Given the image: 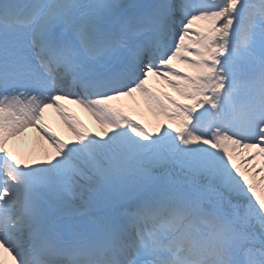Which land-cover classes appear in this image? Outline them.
<instances>
[{
	"label": "snow or ice",
	"instance_id": "obj_1",
	"mask_svg": "<svg viewBox=\"0 0 264 264\" xmlns=\"http://www.w3.org/2000/svg\"><path fill=\"white\" fill-rule=\"evenodd\" d=\"M135 94L151 133L110 103ZM29 129L43 159L8 147ZM249 171L264 183V0H0V264H264Z\"/></svg>",
	"mask_w": 264,
	"mask_h": 264
},
{
	"label": "bare ground",
	"instance_id": "obj_2",
	"mask_svg": "<svg viewBox=\"0 0 264 264\" xmlns=\"http://www.w3.org/2000/svg\"><path fill=\"white\" fill-rule=\"evenodd\" d=\"M178 62L179 61H175L174 63H176L177 66H180L178 65ZM180 68H184V65H181ZM185 71L191 70L185 69ZM149 79L157 89L163 90L166 93L173 91L157 77L152 76ZM61 103L64 104V106L69 110V115L75 116L85 125L89 134H95L102 131V128L98 126V123L96 122L94 117L84 107L80 106L79 104L67 101H62ZM45 122L52 128L53 131L57 132L58 135L61 136L63 139L68 141L75 140V137H73L67 125L55 112L54 109L45 110ZM8 147L21 156L31 155L41 159L44 158L46 152L52 151L50 148H48V145L44 142L41 136L32 129H29L23 136L10 140L8 143ZM237 163H240L239 159L237 160ZM255 163L257 165L258 170V166L261 163V158L258 157ZM246 167L251 168V165H248ZM242 170H244L243 166ZM246 175L248 176V179L256 185L257 192L263 195L264 197V183L261 182L262 176L253 175L250 171L246 172ZM3 260L5 264H12V258L7 253H3Z\"/></svg>",
	"mask_w": 264,
	"mask_h": 264
},
{
	"label": "rangeland",
	"instance_id": "obj_3",
	"mask_svg": "<svg viewBox=\"0 0 264 264\" xmlns=\"http://www.w3.org/2000/svg\"><path fill=\"white\" fill-rule=\"evenodd\" d=\"M169 95L173 96L174 98H176L177 100H181L182 103H184L185 101H183L181 99L180 96H178L176 93H174L173 91H170L168 93ZM121 101H125L123 104L129 109L130 112L133 111V107L136 108L137 104L138 106L140 104L144 105L143 108H138L139 109V113L136 115L135 114V119H138L141 121V123L145 124V126L148 127L149 132H153L155 129V125L158 123V118L151 112L148 104L146 103V101L144 100V98L142 96H137L136 98H124V100ZM254 186H256L254 184ZM258 195H261L257 192ZM263 197V195H261Z\"/></svg>",
	"mask_w": 264,
	"mask_h": 264
}]
</instances>
